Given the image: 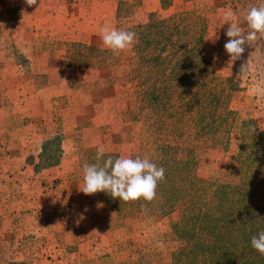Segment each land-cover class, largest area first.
Instances as JSON below:
<instances>
[{"label": "crops", "instance_id": "obj_1", "mask_svg": "<svg viewBox=\"0 0 264 264\" xmlns=\"http://www.w3.org/2000/svg\"><path fill=\"white\" fill-rule=\"evenodd\" d=\"M12 1H16L17 6L10 14L7 43L0 45V264H48V251L67 257L72 255L67 264H89L80 260L86 254L94 255L97 247L93 246V235L88 232L89 223L92 225L90 213L85 217L86 214H80V208L102 205L104 217L96 221L97 225H105L106 216L111 217L113 213L80 191L82 168L86 163L85 151L99 148L100 140L108 135L103 134L97 146V142L86 145L77 131L81 127L90 129L91 125L81 123L95 120L97 112L102 117L104 112H122L126 103L121 97L127 89L120 84L113 85L118 75L110 65L98 67L94 59L80 68L67 65V50L77 44L96 46L79 41L75 33L78 27L86 34L84 39L96 30L100 34V27L105 24L116 27L119 0H85V3L39 0V7H29L25 0ZM122 1L131 3L133 0ZM171 8L172 2L167 10H162L158 0H141L145 15ZM5 47H13L24 64L35 66V73L19 70L21 67L14 58L4 54ZM96 47L107 50L105 46ZM5 67L13 70L3 71ZM20 75L24 76V84L4 85L6 81H16ZM103 130L101 127L94 131L104 133ZM54 135L59 136L62 149L55 152V157L51 153L52 159H49L43 146ZM90 136L95 137L93 132ZM30 145L31 149L36 147V156L32 157L33 152L28 150ZM109 152L112 151L105 150L104 154ZM130 153L132 151L123 156ZM122 154L120 151L119 156ZM28 159L35 161L32 166L25 164ZM41 160L53 162L39 167ZM64 208H72V220H69L71 211L65 218ZM117 213L119 211L113 214L114 218L118 217ZM63 224H67L66 227ZM65 228L67 232L63 231ZM123 240L113 235L106 241V249L101 246L100 255L104 257L102 260H107L106 264L125 261L118 259L121 253L118 244ZM138 250L140 254L147 251ZM4 255L11 258L4 260ZM102 260L100 258L99 263Z\"/></svg>", "mask_w": 264, "mask_h": 264}, {"label": "trees", "instance_id": "obj_2", "mask_svg": "<svg viewBox=\"0 0 264 264\" xmlns=\"http://www.w3.org/2000/svg\"><path fill=\"white\" fill-rule=\"evenodd\" d=\"M158 1L160 9L171 6V0ZM117 6L119 16L130 3L119 0ZM199 25V15L187 9L150 15L145 23L128 27L136 33L129 82L133 93L144 99L145 117L155 135L178 138L191 131L195 139L206 140L210 149L232 158L231 177L219 173L201 178L197 174L200 159L193 149L158 143L159 157L151 161L166 171L153 201L124 202L105 192L89 196L112 213L151 210L167 217L183 212L166 226L170 263L264 264V255L250 242L264 231V127L242 121L233 135L235 114L228 106L236 91L233 77L212 72L198 36ZM58 140L54 135L43 146L49 159L57 150L49 145ZM180 153L183 158L178 157ZM85 154L86 163H96L97 150L90 148ZM108 156L118 158L112 153L103 158ZM154 261L143 254L119 264Z\"/></svg>", "mask_w": 264, "mask_h": 264}, {"label": "rangeland", "instance_id": "obj_3", "mask_svg": "<svg viewBox=\"0 0 264 264\" xmlns=\"http://www.w3.org/2000/svg\"><path fill=\"white\" fill-rule=\"evenodd\" d=\"M77 2L85 3V0H77ZM171 2L172 8L169 11H161L158 14L168 15L172 12L187 9L194 10L200 17L198 36L204 42L203 51L211 61L212 72L220 77H233V87L236 91L232 94L228 105L235 114V121L232 126L233 135L238 132L242 121L251 120L256 125L264 127V34H258L257 40L250 47H246L245 52L235 61H230L228 54L224 50V44L228 39L225 35L228 24L225 23L224 13L228 9H232L236 14V22L245 27V31H248L245 21L247 9L250 5L258 4L260 0H171ZM14 6H17L16 1L0 0V45L2 42L7 43L8 22L11 20L10 14ZM144 13L145 11L141 9V0H133L128 8L123 7L121 9L120 15L118 14L119 16L116 17L117 23L115 28L127 30L128 27L134 24L144 23L146 19H149L150 15L155 16L156 14L148 13L149 15H145ZM130 14L132 18L129 17ZM82 30L79 27L78 30L75 29V33H77L80 39L79 41L84 40L91 45L104 47L101 36L97 32L98 30L93 35L86 36V39H84L86 34H83ZM45 37L47 38V36ZM96 46H86L85 44L71 45L67 50L69 52V61H67L72 62L74 64L72 66L79 68L86 66L92 59L96 60L98 67L112 66L113 72L118 75L117 79L113 80V85L116 87L120 84L127 89L126 94H122L121 97V101L126 103V108L120 113L104 112L103 117L99 116V112L95 113V120L91 119L81 123V125L89 124L92 127L90 129L89 127H86V129L84 127L78 129L77 135L80 136V140L82 139L86 145H92L94 142H97L95 144L97 146L102 135L107 134L108 137L100 140L101 145L98 146L103 147L104 150H111L112 152L109 153L116 154L118 158L120 157V151H123L122 156L132 151L128 156L136 154L141 158L147 156L150 160H155L159 157L157 151L158 143L193 149L196 157L200 159V166L197 171L199 177L208 178L223 173L225 177L229 178L231 170L233 169L232 158L221 151L210 149L206 140L195 139L191 131L183 132L178 138L159 137L152 132L149 122L145 117L146 106L144 99L133 93L132 86L129 82L130 68L133 66L131 49L122 51L119 55H114L111 49L107 48V50H104ZM3 51L6 56H12L14 58L13 60L21 67L19 70L35 73L36 67L24 64L22 56L13 47H5ZM11 70L13 69L5 67L3 71ZM14 71L17 72L15 69ZM22 78L24 76L20 75L16 78V81H6L4 85L7 86L10 84V87L15 82L24 84L25 81ZM117 99H119V96ZM101 127L104 128V133L100 131L95 133V128ZM91 132L94 133L95 137L90 136ZM118 135H121V138ZM31 147L32 145H30L28 150L33 152V157L36 147H33V149ZM49 147L50 149L60 151L62 144L58 140L56 143H51ZM95 149L97 150L98 147H95ZM55 155L56 153H54V157ZM178 157L183 158V153H180ZM45 161H39L38 166H43ZM34 162L28 159L25 161V164L32 166ZM47 206H49L48 203ZM48 209L50 210V206ZM70 211L71 215L69 216V220H72L74 218L72 208H64L62 212L66 218V215ZM49 212L47 210V213ZM89 213V222H92V225L89 223L88 232L92 233V238L94 239L92 241L93 246L97 247V250H95L94 255L86 254L83 256V259L80 260L81 262L85 263L88 261L89 264H106L107 260H102L104 257L100 253L103 252V247L104 249L107 248L106 241L112 239L113 235H115L116 239L119 236L124 239V242L118 244L119 248H121V253L118 256L120 258L118 259L122 258L125 260H120L122 261L120 263L130 260L129 258L133 259L143 254H149L155 260L153 264H173L169 261V242H167L165 230L168 221L181 217L183 212L177 211L164 217L159 213H153L151 210H144L134 215H131L126 210L119 211L117 213L118 217L116 218H114L115 216L113 214L111 216L113 218L107 215L105 225H97V222L104 217L102 207H97L96 205L89 208V205H86L80 208V214H86L85 217ZM59 214L61 216L62 213ZM120 220H122V223ZM120 228L122 231H119ZM48 230L52 231L53 229L49 228ZM63 231L67 232V228ZM101 238L104 240L102 241ZM135 244L137 245L135 246ZM101 246L103 247L101 248ZM138 249H145L147 251L140 254ZM7 257L9 256L4 255L2 258L5 260ZM71 258L72 255L67 257L61 253L58 255L54 251H48L47 261L48 264H67ZM100 258L102 262L99 263ZM7 264L18 263L9 262Z\"/></svg>", "mask_w": 264, "mask_h": 264}, {"label": "clouds", "instance_id": "obj_4", "mask_svg": "<svg viewBox=\"0 0 264 264\" xmlns=\"http://www.w3.org/2000/svg\"><path fill=\"white\" fill-rule=\"evenodd\" d=\"M25 3L29 7H39V0H25ZM224 19L228 24L225 32L228 39L224 50L230 61H235L245 52L246 47H250L257 40L258 34H264V0L248 7L245 17L248 31L236 22V14L232 9L224 13ZM100 35L104 46L111 49L114 55L131 49L136 38L134 31L118 29L107 24L100 27ZM104 151L103 147H99L96 163L83 165V187L80 191L84 195L105 192L113 199L124 202L140 199L151 202L156 198L158 183L165 179L164 167L158 166L147 156H121L115 159L108 156L104 159ZM97 207L102 205L98 204ZM80 218L83 219V215ZM250 242L258 253L264 255V231L252 236Z\"/></svg>", "mask_w": 264, "mask_h": 264}]
</instances>
